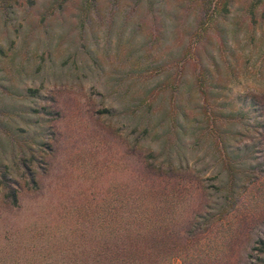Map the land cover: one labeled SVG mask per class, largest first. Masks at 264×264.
Instances as JSON below:
<instances>
[{"label":"rangeland","instance_id":"rangeland-1","mask_svg":"<svg viewBox=\"0 0 264 264\" xmlns=\"http://www.w3.org/2000/svg\"><path fill=\"white\" fill-rule=\"evenodd\" d=\"M85 1L52 11L48 0L32 7L15 0L0 10V264H262L252 248L264 239V143L256 146L255 137L237 153L240 168L262 178L233 210L216 188L226 180L219 151L191 132L170 159L189 164L201 182L154 179L144 157L160 139L149 142L138 119L165 110L161 126L172 124L179 91L158 85L173 78L160 65L177 47L168 33L156 40L154 24L142 23L133 2L96 0L82 10ZM198 1L186 17L175 0H164L161 16L176 15L193 29ZM263 8L264 0L255 22L241 19L248 28H237L239 46L215 42L212 50L219 58L235 48L233 95L263 87ZM194 75L191 66L186 78ZM184 90L191 118L195 90L188 83ZM258 113L249 107L246 120ZM4 177L18 206L7 201ZM148 185L160 192L147 195Z\"/></svg>","mask_w":264,"mask_h":264},{"label":"trees","instance_id":"trees-1","mask_svg":"<svg viewBox=\"0 0 264 264\" xmlns=\"http://www.w3.org/2000/svg\"><path fill=\"white\" fill-rule=\"evenodd\" d=\"M13 1L15 0H0V10H6L7 6H10ZM95 1L86 0L85 3L88 2V4L80 5V9L83 10L86 5H93L91 8H95ZM113 1L114 4H118L120 0ZM124 1L125 3L126 1L133 2L136 11L139 10L144 18L142 23L146 25L154 24L152 28L156 30V40H167L166 33H168L169 41L177 47L172 59L166 63L163 61L160 65L161 69H163L162 72L170 76L173 73V78L169 81L163 79L158 85L161 91H165L169 87H172L174 91L176 90V93L179 91L176 95L179 96L177 98L179 101L172 116V124L161 126L163 125L161 122L167 114L165 110L159 113L161 118L153 117L154 112H151L149 115L145 113L142 116L139 115L140 118L138 119V122L142 119L140 124L143 132L147 134L146 138L149 139V142L160 139V143L157 145L158 149L152 147L146 149L144 157L146 172L153 176L154 179L185 181L181 186L191 184V180L200 183L201 177L191 169L189 164L179 163L175 165L170 159L169 150L179 144L182 136L191 132V135L196 140H208L219 151L222 169L226 171V180L222 183L221 188L219 186L216 188L225 190V199L230 201L228 206L230 209L234 208L236 200L251 190L250 185L252 183L262 178L257 175L251 177V175L247 174L248 171L241 169L237 153L242 150H250L252 148L250 141H255V137L258 138L256 146L264 143V81L259 79L263 85L259 89L251 88L247 94L233 95L234 87H231L230 84L238 78L237 64L232 61V58L237 55L234 54L235 48L228 46L233 53L227 51L225 54H220L219 58L212 53V50L215 47V42L218 45L227 44L228 42L239 46L241 42L237 28H248L247 23H243L241 19L246 16L244 18L249 19V22H255L256 6L262 0H199L192 7V11L195 14V26L193 29H191V23L185 24V19L179 21V17H176V15L171 17L166 13L167 15L161 16L164 9V0ZM185 1L186 3L187 1L189 2L188 6L184 5ZM16 2L19 6L32 7L37 4V0H16ZM51 2L54 7L49 6V8L53 11L62 8L63 5H69L72 0H48L47 3L50 4ZM168 2H172V0H168ZM174 6L180 12L186 10V17L191 14V0H175ZM87 9H90V7ZM154 10L158 14L153 12ZM236 12L240 15H236L231 24L229 22L230 17ZM147 14L151 15L150 19ZM170 17L172 19L169 20V23H166V18ZM261 18H263L264 22V8ZM252 33L251 31V38L254 39ZM259 39L261 41L262 38ZM191 66L194 67L195 74L192 82L191 79L186 78V73L191 69ZM263 72L264 66L262 64L258 69V74L263 75ZM187 83L192 84L195 90L193 99L189 98L193 100L191 118L184 110L186 105L185 102L183 103L182 98L185 93L184 87ZM29 90L35 92V89ZM257 93L262 95V99L257 96ZM240 101H243V103ZM251 106H256L259 110L258 116L253 119V122L246 120L249 107ZM236 125L241 126L242 129H235L236 131H234V126ZM250 133L254 136H251ZM239 137L247 141L236 147L231 145V141ZM166 154L167 158L165 157ZM252 166L255 167L254 165ZM261 173L264 174V170ZM249 177L250 179L243 182V185L238 181L239 178L245 180ZM3 182L7 190L5 195L7 201L13 206H18L16 189L6 183L5 177ZM236 187L242 188H240L241 191L238 197L233 199L232 196L236 192ZM144 192L147 195H154V193L160 191H156L155 187L150 188V185H148ZM256 245L252 248V251L257 253L258 260L264 264V258L260 257V255H264V239L258 238ZM249 257H252V255L249 254Z\"/></svg>","mask_w":264,"mask_h":264}]
</instances>
